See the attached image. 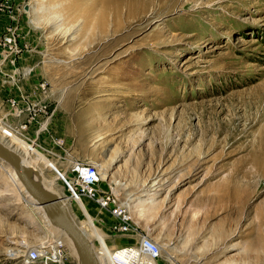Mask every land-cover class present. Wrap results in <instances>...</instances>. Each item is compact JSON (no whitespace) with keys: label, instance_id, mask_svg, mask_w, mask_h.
I'll return each instance as SVG.
<instances>
[{"label":"rangeland","instance_id":"374dc122","mask_svg":"<svg viewBox=\"0 0 264 264\" xmlns=\"http://www.w3.org/2000/svg\"><path fill=\"white\" fill-rule=\"evenodd\" d=\"M11 36L23 52L4 59ZM43 85L53 113L70 109L66 139H55L64 142L61 162L69 170L77 153L103 166L98 189L112 191L134 228L160 245L158 264H264V0H0L7 101L34 100ZM36 137L32 149L0 141L29 162L42 157L33 167L63 197L44 150L50 125ZM0 162V264H28L27 252L51 236L64 264H81ZM70 204L76 223L95 231L97 254L137 239L115 235L110 212L91 200Z\"/></svg>","mask_w":264,"mask_h":264},{"label":"built area","instance_id":"2783aa9c","mask_svg":"<svg viewBox=\"0 0 264 264\" xmlns=\"http://www.w3.org/2000/svg\"><path fill=\"white\" fill-rule=\"evenodd\" d=\"M3 48L4 59L11 55H21L23 52L12 36L4 39ZM42 90H45V85L42 86ZM9 104L10 112L0 118V138L5 143L18 139L29 146L37 147V137L31 140L26 136V132L32 123L38 122L40 117L45 119L44 124L50 120L53 115L50 106L36 102L25 95L12 98ZM54 171L63 180L61 184L65 188V193L62 199L73 203L86 198L94 202L101 210L109 211L114 218L111 230L115 235H123L131 231L138 233L137 239H134L132 243L119 246L112 253L99 252L108 264L160 263L163 251L159 244L147 234L134 228L132 214L124 204L118 202L117 196L112 191L101 192L98 189L101 184V172L97 164L90 161L75 162L65 172L66 178L58 170L54 169ZM64 259V249L51 239L30 249L26 254V261L32 264H61Z\"/></svg>","mask_w":264,"mask_h":264},{"label":"water","instance_id":"95a60500","mask_svg":"<svg viewBox=\"0 0 264 264\" xmlns=\"http://www.w3.org/2000/svg\"><path fill=\"white\" fill-rule=\"evenodd\" d=\"M0 159L15 171L25 191L45 210L51 223L62 229L73 242L82 264H101L93 245L84 231L79 227L56 194L43 188L30 174L20 155L0 142Z\"/></svg>","mask_w":264,"mask_h":264},{"label":"crops","instance_id":"0c3cea01","mask_svg":"<svg viewBox=\"0 0 264 264\" xmlns=\"http://www.w3.org/2000/svg\"><path fill=\"white\" fill-rule=\"evenodd\" d=\"M25 52H24V54H25ZM23 56L24 55L22 54V57ZM7 95H10V92H8L7 89H5L2 86H0V106H1V108L2 107L3 108H8V106H9V102L7 101V98H6ZM33 97H34V100L36 102H40V103H44V104H48L49 105V103L52 100V93L49 90H42V89L38 88V89H35V91H33ZM50 105L53 106L54 103H50ZM68 111H70L68 105L58 106V104H57L56 105V109H55V113H53L52 117L50 118V120L46 124H44L45 123V119L43 117H40L38 119V122L37 123H32V125L30 126V128L26 132V136L28 138L31 139V138L34 137L36 139V135L38 133L40 134V132H43L44 130H46L47 127L50 125V134H51V137L53 138V141L49 142L48 139L46 141H44L43 142L44 146H45L44 150L47 153H49L50 156L53 158L54 161H52V162H54V164L56 165V167H57L59 172H61L63 170H67V165H64V162H61L63 157L59 153H57V151H58V147H60L59 145L60 144H64L63 140L66 139V132H65L64 125L68 121V116H67V112ZM59 138L63 139L62 143H59V142L56 141V140H59ZM84 147H85V150L88 152L89 151V138L88 137L87 138H84V137L82 138V150L84 149ZM23 151H24V154L29 153L28 149H26V148H24ZM17 153H19L21 155L20 152H17ZM29 156H30V154L28 155V157ZM30 157H32V155ZM41 158L42 157H40V156L36 157V158H34V157L33 158H29L31 165L38 167L37 164L39 163V161H42ZM84 160H85L84 156L82 155L81 157H79V155L77 153H73V155L70 157V163H72V164L75 163V162L84 161ZM36 167H35V169H37ZM37 171H39V170H37ZM39 172L42 174L41 170ZM63 172H65V171H63ZM84 205L86 206L88 211L91 213V209H90L89 204H87V202H85ZM117 243H118V241H117ZM121 243H122V245L129 244L128 241H123ZM109 248H111V247L109 246Z\"/></svg>","mask_w":264,"mask_h":264},{"label":"bare ground","instance_id":"6f19581e","mask_svg":"<svg viewBox=\"0 0 264 264\" xmlns=\"http://www.w3.org/2000/svg\"><path fill=\"white\" fill-rule=\"evenodd\" d=\"M119 6L120 5H116L115 6V9H116V11L118 12L119 11ZM1 142V141H0ZM1 143H3V142H1ZM3 144H5V143H3ZM6 145V144H5ZM7 146V145H6ZM7 147H9V146H7ZM34 146H31V149L33 148ZM10 148V147H9ZM35 148H38V147H35ZM10 149H12V148H10ZM12 150H14V149H12ZM15 151V150H14ZM31 150H29V154L31 155L32 154V151L30 152ZM16 152V151H15ZM19 154V153H18ZM20 155V154H19ZM20 157H21V155H20ZM21 159H22V161H23V163H24V165L26 166V167H28L29 169H30V174H31V176L43 187V188H45V189H47L48 191H50V192H52V193H54V194H56L57 196H59V193L55 190V188L54 187H52V184L54 185L56 182H54V181H48V180H46L45 178H42V176H41V173L39 172V174H38V172H37V169H35V167H33L31 164H30V162L26 159V158H23V157H21ZM1 160V159H0ZM3 161V160H2ZM4 162V161H3ZM1 163V162H0ZM2 164V163H1ZM10 166V165H9ZM99 166V168H100V171H103V166H101V165H98ZM11 167V166H10ZM32 169H34V170H32ZM10 171V170H9ZM11 172V171H10ZM15 172V171H14ZM16 174V173H15ZM17 176V175H16ZM108 178V176L107 175H105V174H103L102 172H101V181L102 180H105V179H107ZM57 184V183H56ZM116 185V184H115ZM122 186V185H121ZM14 190V189H13ZM19 193H20V195L21 196H23L24 195V197H25V199H24V197H23V200H25V201H27V203H31V204H35V203H37L26 191H25V189H24V187H23V191H18ZM13 193H15L14 191H13ZM16 194V193H15ZM18 194V193H17ZM144 195V194H143ZM145 196V195H144ZM18 198H19V195H18ZM21 198V197H20ZM20 198H19V200H20ZM59 198L63 201V204L69 209V211H70V206H71V202L70 201H67V200H65V199H62L63 197L62 196H59ZM84 198H82V199H80V200H83ZM75 202V201H74ZM38 204V203H37ZM69 205V207H68V205ZM29 205V204H28ZM39 205V204H38ZM35 207V206H34ZM37 208V210L39 211V213L42 215V218H43V220L45 221V222H47V223H49V225L50 226H54V227H56L57 229V231H60V232H62V234L63 235H66V237L68 238V240H69V242L71 243V245H73L74 246V244H73V242L71 241V239L69 238V236L62 230V229H60L59 227H57V226H55V225H53L52 223H51V221H50V219L46 216V213H44L45 212V210L43 209V207L41 206V205H39V206H37L36 207ZM38 213V214H39ZM70 214H71V211H70ZM72 216V215H71ZM51 223V224H50ZM80 227V226H79ZM85 227L87 228V229H85V228H81L83 231H84V233L87 235V237L89 238V240L91 239V236L93 235V233L95 232L94 230H93V228L91 227V226H87V225H85ZM98 232H100V230H98ZM51 240H53L54 242H56V243H58V240L54 237V236H51ZM91 241V240H90ZM92 243V242H91ZM92 245H93V243H92ZM160 246V245H159ZM75 247V246H74ZM93 248H94V250H95V247L93 246ZM161 248V247H160ZM76 249V248H75ZM162 250V249H161ZM163 251V250H162ZM77 252V251H76ZM23 253H26V251H24ZM95 253H96V255H98V259H99V261H100V263L101 264H108L107 263V261H106V259H104L101 255H99V254H97V251L95 250ZM77 255H78V253H77ZM159 262H155L154 264H158ZM28 264H29V262H28ZM61 264H64V261L61 263ZM81 264H82V262H81Z\"/></svg>","mask_w":264,"mask_h":264}]
</instances>
